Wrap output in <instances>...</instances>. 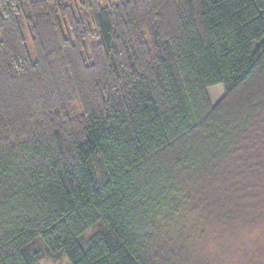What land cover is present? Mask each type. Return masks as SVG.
<instances>
[{
	"label": "trees",
	"instance_id": "1",
	"mask_svg": "<svg viewBox=\"0 0 264 264\" xmlns=\"http://www.w3.org/2000/svg\"><path fill=\"white\" fill-rule=\"evenodd\" d=\"M79 5L0 0V264H212L264 226V0Z\"/></svg>",
	"mask_w": 264,
	"mask_h": 264
},
{
	"label": "rangeland",
	"instance_id": "2",
	"mask_svg": "<svg viewBox=\"0 0 264 264\" xmlns=\"http://www.w3.org/2000/svg\"><path fill=\"white\" fill-rule=\"evenodd\" d=\"M63 1L64 3L76 5L80 8L81 16L86 17L83 9L79 5V0ZM99 1L102 7H107L113 2V0ZM208 93L212 102L216 103L223 98L224 89L221 85L215 86L210 88ZM102 230L103 226L101 224H97L93 228L86 231L81 239V242L83 244L86 243L90 237ZM247 231L245 230L244 233L240 235L238 240L234 237H230L229 239H223V237H220L218 240H206L199 242L197 243V248L202 250L206 259L212 260V264H253L252 258L249 257V252L251 251L253 244L256 245L258 240H261V243L264 242V226L258 225L255 229ZM34 249L39 250L42 253V259L38 264H70L64 253L52 254L47 251L40 241L36 242ZM261 249L263 250L264 246H262ZM261 253H264V251Z\"/></svg>",
	"mask_w": 264,
	"mask_h": 264
}]
</instances>
